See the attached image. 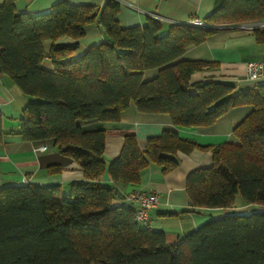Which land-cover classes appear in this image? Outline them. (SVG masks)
Wrapping results in <instances>:
<instances>
[{
    "label": "trees",
    "instance_id": "1",
    "mask_svg": "<svg viewBox=\"0 0 264 264\" xmlns=\"http://www.w3.org/2000/svg\"><path fill=\"white\" fill-rule=\"evenodd\" d=\"M14 2L0 0V73L31 97L17 133L28 142L53 139L84 178L71 182L65 195L57 184L0 188V264H264V84L190 82L208 64L179 59L220 26L264 21V0H222L204 25H166L147 16L141 27H122L119 0H106L99 16L106 39L80 53L78 39L97 21L94 6L57 2L44 12L19 13ZM253 33L264 43V29ZM64 37L69 41H60ZM156 68L155 77L144 78ZM130 105L139 113L167 114L184 127L212 125L234 107L252 110L232 130L236 144L203 146L163 131L141 149L136 135L126 134L107 164L106 131L85 130L80 122H117ZM2 119L0 110V141ZM194 149H209L212 164L188 173L186 210H227L168 244L163 231L136 220L134 207L114 200L121 185L138 184L150 164L166 173L178 166V152ZM106 167L112 184L100 182ZM255 204L259 211L242 210Z\"/></svg>",
    "mask_w": 264,
    "mask_h": 264
},
{
    "label": "crops",
    "instance_id": "2",
    "mask_svg": "<svg viewBox=\"0 0 264 264\" xmlns=\"http://www.w3.org/2000/svg\"><path fill=\"white\" fill-rule=\"evenodd\" d=\"M106 0H15L16 12L39 13L48 10L57 2L88 4L94 6L97 21L85 27L84 35L78 39L79 52L85 48L104 42L103 29L99 16ZM117 14L122 27L144 26L147 16L156 17L166 25L170 23H187L204 18L218 7L222 0H119ZM264 29V28H261ZM60 41H69L61 38ZM52 41L43 42L45 52H49ZM179 59L204 61L208 65L190 76V82L222 81L236 83L237 87H251L258 82L244 79L247 61L264 59V43H258L253 31L237 26H220L206 40L187 47ZM49 67V64L47 63ZM159 69H149L144 73L145 79L158 74ZM31 99L0 73V110L4 136L0 141V188L8 185L24 184V181L37 186L57 184L60 191L69 192L70 183L80 181L83 172L79 165L69 157L60 154L54 146L53 139L24 141L17 133L19 119L24 105ZM252 110L249 105L230 109L219 117L215 123L207 126L184 127L173 125L169 115L139 113L133 105L122 113L117 122H102L96 119L80 122L85 130L104 129L106 131L103 158L110 163L118 157L126 134H134L141 149L148 137L161 134L163 131L175 132L178 136L192 140L199 145L212 146L224 142L238 143L232 134ZM44 146V150H38ZM179 164L176 168L163 173L161 167L150 164L141 175L138 184H124L119 189L115 204L121 203L135 189L158 194L157 206L148 212V222L144 227L164 232L168 244L178 240L184 234L197 228L201 223L215 215H222L227 209H202L187 211L186 178L188 173L212 164V153L209 149H194L185 154L177 153ZM59 166L60 171H50ZM108 167L100 179L101 183L112 184ZM241 202L239 201V206ZM241 208V207H240ZM212 211H220L214 213Z\"/></svg>",
    "mask_w": 264,
    "mask_h": 264
},
{
    "label": "built area",
    "instance_id": "3",
    "mask_svg": "<svg viewBox=\"0 0 264 264\" xmlns=\"http://www.w3.org/2000/svg\"><path fill=\"white\" fill-rule=\"evenodd\" d=\"M187 24L204 25L205 23L202 20H193L187 22ZM241 27L253 31L256 28H264V21L241 24ZM244 79L251 82L264 81V59L247 61L245 63ZM44 149V146L38 148V150ZM26 183L27 182L24 181V184ZM123 201L134 205L136 209L135 218L138 222L147 223L149 219L148 212L157 206L158 194L154 191L146 192L142 189H135L130 192Z\"/></svg>",
    "mask_w": 264,
    "mask_h": 264
},
{
    "label": "rangeland",
    "instance_id": "4",
    "mask_svg": "<svg viewBox=\"0 0 264 264\" xmlns=\"http://www.w3.org/2000/svg\"><path fill=\"white\" fill-rule=\"evenodd\" d=\"M61 193L63 194V195H65L66 194V191L64 190V191H62L61 190ZM239 198H240V202H241V197L240 196H238V198H237V202H236V204H235V206H239ZM237 208H240V207H237ZM219 208H217V209H213V210H218ZM242 210L244 211V212H246V213H251V212H254V211H259L260 210V206H258L257 204H255V205H248V206H244L243 208H242ZM213 212V214L214 213H218V212H220V211H212ZM216 216H219V215H215V217ZM202 224V223H201ZM142 225V224H141Z\"/></svg>",
    "mask_w": 264,
    "mask_h": 264
},
{
    "label": "water",
    "instance_id": "5",
    "mask_svg": "<svg viewBox=\"0 0 264 264\" xmlns=\"http://www.w3.org/2000/svg\"><path fill=\"white\" fill-rule=\"evenodd\" d=\"M258 84H264V81H260V82H258ZM126 205L131 206V207H134V205H131V204H128V203ZM215 218L218 219V218H221V216H217ZM209 220H207V221H209ZM193 230L194 229H192V230H190L188 232H185L184 234H180L179 237H178V239H179L178 242L181 241L185 236L189 235Z\"/></svg>",
    "mask_w": 264,
    "mask_h": 264
}]
</instances>
